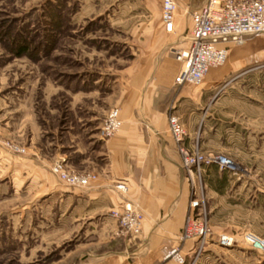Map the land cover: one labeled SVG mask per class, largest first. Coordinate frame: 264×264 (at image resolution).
I'll return each mask as SVG.
<instances>
[{"label": "rangeland", "instance_id": "rangeland-1", "mask_svg": "<svg viewBox=\"0 0 264 264\" xmlns=\"http://www.w3.org/2000/svg\"><path fill=\"white\" fill-rule=\"evenodd\" d=\"M161 22L162 0H0V264H79L106 240L100 227L75 221L52 170L60 163L97 175L108 163L105 120L121 113L133 76L158 55L176 60ZM228 51L200 86L187 85L208 90L196 117L181 122L186 148L204 162L192 173L182 165L202 206L195 218L209 232L205 242L183 240L194 243L180 250L183 264H264L245 240H264V36ZM221 157L234 170H221ZM119 232L118 222L115 237H133ZM225 236L229 247L220 245Z\"/></svg>", "mask_w": 264, "mask_h": 264}, {"label": "crops", "instance_id": "crops-1", "mask_svg": "<svg viewBox=\"0 0 264 264\" xmlns=\"http://www.w3.org/2000/svg\"><path fill=\"white\" fill-rule=\"evenodd\" d=\"M206 1L176 0L179 11L174 32L168 33L162 22L160 25L163 35L171 41L164 49L188 47L191 14ZM180 69L177 60L158 55L153 67L141 69L133 76L132 88L125 92L122 101V129L103 144L108 163L93 169L98 178L88 188L62 187L58 178L53 177L75 221L83 220L84 225L100 227V237H106L105 241L91 243L93 248L79 264H178L175 259H167L168 251L179 249L187 255L193 250L194 243L183 242L181 237L193 199L194 175L183 168L169 130V114L175 111L182 122H187L186 115L196 117L204 92L208 90H195L187 85L177 87L175 79ZM189 134L193 141L191 131ZM121 182L128 188L125 194L115 190ZM122 195L144 214L143 231L138 237H115L118 230L115 212L122 210ZM102 247L108 250L101 252Z\"/></svg>", "mask_w": 264, "mask_h": 264}, {"label": "built area", "instance_id": "built-area-1", "mask_svg": "<svg viewBox=\"0 0 264 264\" xmlns=\"http://www.w3.org/2000/svg\"><path fill=\"white\" fill-rule=\"evenodd\" d=\"M178 4L176 0H162V23L168 33H173ZM192 26L188 36V47L178 50L176 60L181 69L175 79L177 87L188 84L200 86L209 72L214 68L224 66L228 60V44H242L247 37L264 36V0H207L205 4L191 14ZM123 126L121 113L118 109L112 110L103 127V138L111 139ZM171 136L178 147L179 154L190 173L193 168L200 171L204 163L199 153H191L185 146L186 130L177 116L169 118ZM19 154L25 150L11 146ZM221 170H234L233 162L221 157L215 160ZM58 179L73 189H86L97 180V175L81 174L69 170L63 164H56L52 170ZM115 190L123 194L128 192L124 183H118ZM121 211L115 212L120 225L119 237L131 234L138 237L142 234L144 214L139 207L124 195L121 196ZM191 213L187 216L182 232V240L196 237L205 242L208 236L206 225L199 223L195 218L196 212L202 209L201 202L193 199L190 204ZM247 245L264 254V240L254 234H246ZM220 245L229 247L232 238L223 237ZM166 257L173 258L180 264L184 263L179 249L167 252Z\"/></svg>", "mask_w": 264, "mask_h": 264}, {"label": "trees", "instance_id": "trees-1", "mask_svg": "<svg viewBox=\"0 0 264 264\" xmlns=\"http://www.w3.org/2000/svg\"><path fill=\"white\" fill-rule=\"evenodd\" d=\"M25 50H26V48L25 47H23L21 50H20V54L19 55H24L26 52H25Z\"/></svg>", "mask_w": 264, "mask_h": 264}]
</instances>
